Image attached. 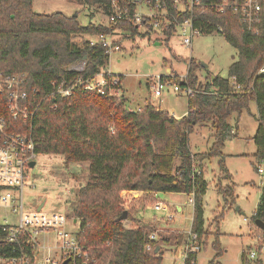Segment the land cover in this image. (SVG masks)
Here are the masks:
<instances>
[{"label": "trees", "instance_id": "1", "mask_svg": "<svg viewBox=\"0 0 264 264\" xmlns=\"http://www.w3.org/2000/svg\"><path fill=\"white\" fill-rule=\"evenodd\" d=\"M83 1L87 6H97L107 16L113 11V1H117L128 8L129 19L109 22L108 26L92 22L83 25L76 15L36 13L33 0H0V71L25 72L30 107L37 108L33 118L24 120L22 116L14 118L2 105L0 110L7 118L8 130L31 134L38 154L62 155L66 162L89 164V182L78 195L73 217L80 225V243L90 250L96 264H162L161 244L159 238L151 240V227L124 229L119 221L124 210L131 207L129 197L138 191L147 203L154 202L153 194L157 193L193 195V229L204 248L210 226L205 227L203 217L202 195L207 182L201 163L222 155L225 140L234 135L228 122L230 117L250 113L252 102L258 111L253 137L256 172L257 165L264 160V73L258 74L264 67V4L250 30L233 7L243 0H230L222 12L215 0H200L193 7L187 0H179L182 10L174 0H159L165 2L171 22L169 28L165 23L161 26L167 40L180 23L192 17L201 34L222 33L238 51L229 77H236L243 89H234L230 78L220 76L199 81L197 65L192 60L187 82L181 85L188 84L196 92L187 96V114L176 119L150 103L132 110L125 98L101 96L83 89H76L67 97H47L53 81L87 78L106 70L110 56L106 48L100 43L91 46L90 40L78 44L76 36H106L115 30L128 31L133 36L138 31L131 21L137 8L133 0ZM84 57L87 64L82 72L67 70ZM210 89L216 93H206ZM196 125H209L213 130L212 146L199 155H193L189 145V135ZM218 190L226 203H236L233 186ZM218 219L216 216L214 221ZM252 219L254 223L256 219L264 222V185ZM128 220H136L130 208ZM257 232L261 238L257 245L258 264H264V230L257 227ZM147 244L152 246L151 250L146 249ZM213 248L216 254L209 264H220L222 250L218 240ZM245 258L243 264L247 263Z\"/></svg>", "mask_w": 264, "mask_h": 264}, {"label": "rangeland", "instance_id": "2", "mask_svg": "<svg viewBox=\"0 0 264 264\" xmlns=\"http://www.w3.org/2000/svg\"><path fill=\"white\" fill-rule=\"evenodd\" d=\"M180 9H183L182 6ZM33 10L42 14L61 12L66 16L76 15L83 25L90 22L104 26L109 24L108 16L100 8L87 6L83 0H33ZM143 11L147 10L143 8ZM94 38L91 35H78L74 40L80 44ZM106 38L119 48L111 52L105 69L121 80L127 106L137 110L150 103L179 119L188 110L187 96L175 92L168 85L161 99H154L150 87L153 78L174 74L176 76L173 78L177 80L180 75L188 76L189 64L193 60L197 65L199 81L205 82L208 76L228 79L229 68L238 59L237 49L219 32L196 35L190 47L182 43L180 28L169 40L161 28L149 29L144 25L138 27L133 36L128 31L115 30ZM257 115L255 102L250 104V113L244 112L241 116L233 114L228 122L234 135L225 140L222 155L206 158L201 163L207 182L202 195L203 217L205 227L210 228L207 245L198 254L197 264L210 263L216 254L213 248L216 240L222 250L218 259L220 264H243V256L257 249L258 232L252 219L261 196V178L253 167L256 163L253 137L258 127ZM212 135L211 126L196 125L189 135L192 154L208 152L213 143ZM36 162L26 181L24 212H33L45 202L44 211L65 213L68 217L67 229L78 232L80 225L79 222L74 224L73 206L80 191L89 182V164L66 162L62 155L53 154H39ZM31 184L35 187H31ZM229 185L233 186L236 196L233 205L226 203L224 195L218 190ZM153 196L155 201L147 203L144 194L139 191L133 193L129 197H132L129 208L136 220H124L122 225L124 229L149 225L151 231L157 232L159 242L164 247L162 264H181L175 262L174 257H182L183 241L193 225L195 206L187 194L157 193ZM161 201L165 207L156 211L153 207ZM178 206L181 210H178ZM11 210L0 207V223L19 222L20 213L15 214ZM171 216L173 220L168 221ZM216 216L219 218L217 222L214 221ZM52 240H55L53 235ZM177 241L181 243L177 244Z\"/></svg>", "mask_w": 264, "mask_h": 264}, {"label": "built area", "instance_id": "3", "mask_svg": "<svg viewBox=\"0 0 264 264\" xmlns=\"http://www.w3.org/2000/svg\"><path fill=\"white\" fill-rule=\"evenodd\" d=\"M191 7L199 4L200 0H187ZM230 0H215L221 12L228 5ZM178 8L182 6L179 0H174ZM136 4V11L131 21L138 27L146 26L152 29L165 27L169 28L171 22L167 18L168 10L165 2L159 0H133ZM264 0H243L233 4L242 23L247 29H252V25L258 21L259 14L262 10ZM140 8V9H139ZM143 8L147 11L144 12ZM109 22L118 23L129 19V11L125 6H121L117 1H113V11L108 16ZM177 28L182 32V43L190 47L193 38L201 34L200 30L193 25V18H186ZM190 31V33H188ZM100 43L106 48L110 55L114 49L113 42L107 40L104 34L96 35L90 40V45ZM87 64L84 57L78 62L70 65L67 70L72 72H82ZM264 73L262 67L258 74ZM174 74L167 76H155L151 82V94L156 100L161 99L164 89L170 85L175 92L183 93L189 96L196 92L192 87L182 83L187 82V75H180L176 80ZM167 78H169L167 80ZM28 75L25 72L7 74L0 71V109L3 108L14 118L22 116L24 120L33 118L37 108L31 109L30 97L27 88ZM230 84L234 89L241 91L242 85L236 80V77L230 78ZM52 90L48 98L55 96L67 97L72 95L76 89L93 91L101 96L124 98V92L121 86V80L110 74L107 70H100L91 77L83 78L81 76L74 80L61 78L59 81L52 82ZM209 94L216 93L210 89ZM6 116L0 110V207L12 209L15 214L20 213L19 222L10 224L8 221L0 223V264H96L97 260L90 254V250L83 247L80 243L79 231L72 232L67 229L68 217L61 211H44L24 212V190L26 181L37 162L36 144L31 134H20L9 131ZM32 162H35L32 166ZM257 173L261 178V187L264 185V160L257 165ZM31 187H35L33 184ZM194 205V196L189 200ZM165 203L158 202L154 205L156 211L163 210ZM172 221L173 217H169ZM52 235L55 240L53 242ZM151 240H157V232L150 235ZM258 244L261 238L256 236ZM147 250H151L150 244L146 245ZM158 250L160 247L157 248ZM203 249V241L199 238L198 233L193 229L187 232L185 242L182 248V257H174V261L181 264H197V256ZM157 250V251H158ZM162 251V248H161ZM259 250L249 251L246 256V264H258ZM164 258L162 252L161 255Z\"/></svg>", "mask_w": 264, "mask_h": 264}, {"label": "water", "instance_id": "4", "mask_svg": "<svg viewBox=\"0 0 264 264\" xmlns=\"http://www.w3.org/2000/svg\"><path fill=\"white\" fill-rule=\"evenodd\" d=\"M205 66V65H204ZM170 71V70H168ZM35 162H32V166H34ZM44 205V202L38 207V210H40ZM237 210H239V207L236 208ZM128 219V208H126L123 212V214L119 217V221L122 222L124 220H127ZM77 223V220H74V224ZM255 225L260 228V229H263L264 230V222L261 221L260 219H256L255 220ZM67 261L64 262V264H66Z\"/></svg>", "mask_w": 264, "mask_h": 264}, {"label": "crops", "instance_id": "5", "mask_svg": "<svg viewBox=\"0 0 264 264\" xmlns=\"http://www.w3.org/2000/svg\"><path fill=\"white\" fill-rule=\"evenodd\" d=\"M168 70H169V69H168ZM123 91H124V90H123ZM124 98H125V96H124ZM125 99H126V98H125ZM157 108H158V107H157ZM186 114H187V112L185 113V115H186ZM171 116H172V115H171ZM173 117H174V116H173ZM174 118H176V117H174ZM176 119H179V118H176ZM41 204H42V203H41ZM41 204H40V205H41ZM44 204H45V202H44ZM40 205H39V206H40ZM178 210H181V208H180L179 206H178ZM184 242H185V240L183 241V244H184ZM178 243H181V242H180V241H177V244H178ZM177 244H172V245H173V246H177ZM182 246H183V245H182ZM161 248H162V252H164V250H163L164 247H162V245H161Z\"/></svg>", "mask_w": 264, "mask_h": 264}]
</instances>
